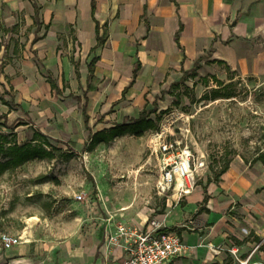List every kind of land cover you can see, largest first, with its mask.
<instances>
[{"label":"crops","instance_id":"1","mask_svg":"<svg viewBox=\"0 0 264 264\" xmlns=\"http://www.w3.org/2000/svg\"><path fill=\"white\" fill-rule=\"evenodd\" d=\"M0 16V56L11 52L3 79L12 81L16 91L28 90L29 110L40 123L74 115L89 129L90 120L106 118L113 105L124 121L138 118L161 87L174 84L196 64L200 75L228 70L250 77L264 63V0H0ZM97 22L106 40L96 48ZM94 57L98 61L90 80ZM7 108L9 114L12 104ZM219 178L205 189L196 186L180 200L187 202L184 208L157 221L188 246L210 242L247 253L248 264H264V191L253 190L255 181L250 182L243 160L231 163ZM169 195L179 202L176 193ZM202 203L207 205L200 213ZM230 208L236 214L224 213ZM196 214V230L189 232L187 221ZM86 222L83 230L71 229L57 241L23 242L6 250L0 264H122L124 248L108 241L117 226H102L94 217Z\"/></svg>","mask_w":264,"mask_h":264},{"label":"rangeland","instance_id":"2","mask_svg":"<svg viewBox=\"0 0 264 264\" xmlns=\"http://www.w3.org/2000/svg\"><path fill=\"white\" fill-rule=\"evenodd\" d=\"M10 55L4 51L0 56V97L13 109L6 114L7 105L0 100V116L5 115L0 119V140L6 148L0 152V162L13 158L7 148L14 143L31 144L54 156L11 164L0 172L1 255L10 250L3 246L5 234L21 241L16 246L36 240L57 241L71 229L83 230L89 217L102 226L147 229L151 222L184 208L186 201L158 194L157 150L164 139L188 146L195 156L205 158L207 168L196 186L205 189L217 184L223 168L243 160L250 168V182L255 181L253 190L264 191V163L256 160L264 154V63L261 71L250 77H237L228 70L219 76L196 72V77L189 76L177 88L171 84L161 87L145 106L154 109L157 102V113L151 116L161 118L156 129L140 137L127 134L88 150L92 132L124 121L123 115L113 110L115 105L106 118L91 119L89 129L74 115L66 121L35 122L28 90L20 87L16 91L12 81L3 79ZM138 110L136 107L135 113ZM35 132L44 137L34 141ZM78 195L84 199L78 200ZM206 205L200 204V213ZM224 213L236 214L233 208ZM197 216L187 221V231L196 230L193 223ZM247 257L233 248L222 250L201 241L190 244L188 254L173 264H248Z\"/></svg>","mask_w":264,"mask_h":264},{"label":"built area","instance_id":"3","mask_svg":"<svg viewBox=\"0 0 264 264\" xmlns=\"http://www.w3.org/2000/svg\"><path fill=\"white\" fill-rule=\"evenodd\" d=\"M160 178L157 184L158 194L168 196L177 194L180 201L190 195L197 179L207 168L205 158H198L188 147L164 139L157 150ZM83 200V195L76 197ZM3 246L12 249L20 244L18 238L3 235ZM115 246H122L126 257L122 264H169L189 251V246L175 231L167 230L158 222H151L147 229L132 228L126 225L117 227V232L108 239Z\"/></svg>","mask_w":264,"mask_h":264},{"label":"trees","instance_id":"4","mask_svg":"<svg viewBox=\"0 0 264 264\" xmlns=\"http://www.w3.org/2000/svg\"><path fill=\"white\" fill-rule=\"evenodd\" d=\"M94 3H93V11H94ZM38 11L36 10L35 16L37 17ZM106 40V31L103 34H100V26L97 22V47L103 45ZM94 48V50L96 49ZM98 61L97 57H94L90 64H89V79H94V70H95V64ZM139 64L136 67L134 71V79L137 76V72L139 70ZM196 69L198 68V64H196ZM196 69L192 72L191 75L188 74V72H185L184 76L181 78V81L178 83L172 84L173 88H177L181 83H184L188 77H196ZM48 80L52 86V88L56 89L55 82L51 78V76H48ZM94 89V86L92 84L88 85L87 91H91ZM0 100L5 105H10L8 101H6L3 97H0ZM155 108L154 109H147L145 107L141 112L138 118H132L127 119L126 121L122 123L115 124L113 127L109 129H105L99 132H96L95 134L90 135V144L88 146V150L95 149L99 144H109L112 141H114L116 138L124 136V135H133V136H143L146 131L154 130L158 127V122L161 119L160 117H157V119H153L151 116L152 114L157 113V102H154ZM84 117H85V123L88 126L89 123V116L87 114L86 108L84 107ZM5 115L0 116V119L4 118ZM2 138L5 139V136L2 135ZM39 137H44V135L41 132H35L34 133V141L38 140ZM44 142L48 144L47 140L44 139ZM9 149L10 154L13 155V158L11 160H8L6 162H0V172L4 171L9 165L13 164L14 166L21 165L27 161L35 160V159H45V158H51L54 156L52 152H48L47 150L39 147H33L31 144H25V145H19L17 143H14L7 148ZM6 148L4 147V142L0 140V152L5 151ZM257 161H261L264 163V154H260L257 158ZM229 168V165L223 168L221 172L218 174L221 176L223 173H225ZM92 179V178H91ZM208 201V197L206 195L204 202Z\"/></svg>","mask_w":264,"mask_h":264}]
</instances>
